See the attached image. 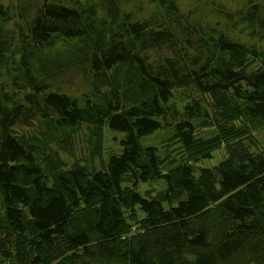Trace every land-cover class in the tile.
Here are the masks:
<instances>
[{
	"label": "trees",
	"instance_id": "16d2710c",
	"mask_svg": "<svg viewBox=\"0 0 264 264\" xmlns=\"http://www.w3.org/2000/svg\"><path fill=\"white\" fill-rule=\"evenodd\" d=\"M147 3L0 0V264H264V0Z\"/></svg>",
	"mask_w": 264,
	"mask_h": 264
},
{
	"label": "rangeland",
	"instance_id": "374dc122",
	"mask_svg": "<svg viewBox=\"0 0 264 264\" xmlns=\"http://www.w3.org/2000/svg\"><path fill=\"white\" fill-rule=\"evenodd\" d=\"M75 0H61V2L65 4H73ZM80 1H87V0H80ZM241 0H179V3L181 5V8L184 12H186L189 9H192L195 6H200L199 9H205L204 7H215V11H226V10H234L237 7L240 6ZM122 8L124 10L133 11L135 13L136 18H142L145 15H147L149 11V6L147 3V0H120ZM213 21H220L221 23H225V20L222 16L213 15L212 16ZM235 20L237 21V15H235ZM228 29V32L233 35L235 38L246 42L248 44H261L264 47V42L258 41L255 37L251 36L249 33V30L245 28V23L240 24V26H233V24H229L226 26ZM59 44L58 46H61L60 42H57ZM54 48V47H53ZM53 48L45 49L44 52H48L49 50H52ZM49 53H52L49 51ZM45 54V53H44ZM1 81L2 83H10L9 74L6 72H3L1 75ZM88 78L82 75H71V78L67 81H63V83L59 84V89L61 91L67 92L69 94L75 95L77 97H82L83 93H86L88 90ZM251 129V126H250ZM252 130V129H251ZM108 133V132H106ZM254 135V137H253ZM250 137L255 138V141H253L256 145L260 144L262 140L264 139L262 133H254L252 130ZM107 144L113 145L116 141L111 139V135L107 136ZM241 141H244V139H241ZM255 146V145H254ZM213 161H216V159H213ZM210 161L204 160V165H209Z\"/></svg>",
	"mask_w": 264,
	"mask_h": 264
}]
</instances>
